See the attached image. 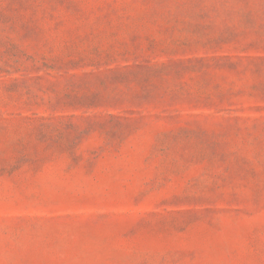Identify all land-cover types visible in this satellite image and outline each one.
Here are the masks:
<instances>
[{
    "label": "rangeland",
    "instance_id": "rangeland-1",
    "mask_svg": "<svg viewBox=\"0 0 264 264\" xmlns=\"http://www.w3.org/2000/svg\"><path fill=\"white\" fill-rule=\"evenodd\" d=\"M0 264H264V0H0Z\"/></svg>",
    "mask_w": 264,
    "mask_h": 264
}]
</instances>
